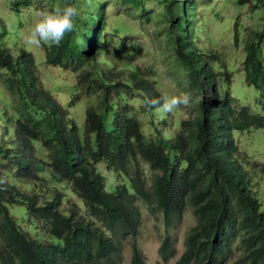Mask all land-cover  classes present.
Wrapping results in <instances>:
<instances>
[{"label":"trees","instance_id":"obj_1","mask_svg":"<svg viewBox=\"0 0 264 264\" xmlns=\"http://www.w3.org/2000/svg\"><path fill=\"white\" fill-rule=\"evenodd\" d=\"M161 1L168 23L166 32L175 42L178 60L202 96L196 116L183 119L181 130L172 139L145 141L139 121L123 106L113 113L109 128L104 114L89 108L83 140L65 109L42 88L33 55L22 50L15 58L0 44V66L11 73L8 81L32 106L44 111L41 117L18 119L14 143L17 151L0 143V155L13 158L19 177L37 179L45 168L33 143L40 140L51 152L53 176L69 181L95 216L87 218L73 207L64 211L61 192L42 201L39 194L22 191L0 178V264H122L127 238L133 239L130 264H147L134 241L142 214L137 198L154 203L162 211L165 233L158 254L163 264L177 255L178 238L170 231L179 225L188 203L196 222L185 235L179 264H264V202L234 156L237 148L232 137L235 129L264 127V113H250L246 107L235 110L232 95L220 91V74L187 32L196 20L193 4L189 5V0ZM252 2L255 8L264 6V0ZM97 19L104 21L101 7ZM84 21L83 29L75 27L59 46L49 47L47 63L75 68L96 59L100 51L97 35L102 26L91 28L92 15ZM75 34L79 39L74 38ZM263 35V30H253L246 42L244 70L246 81L262 90L264 101ZM140 82L147 98L159 96L145 87L142 79ZM137 158L156 170L149 186L136 166ZM101 161L115 171H124L133 192L125 184L109 191L105 175L96 167ZM131 162L132 172L128 168ZM6 202L26 203L30 216L44 224L48 236L61 243L30 236Z\"/></svg>","mask_w":264,"mask_h":264},{"label":"rangeland","instance_id":"obj_2","mask_svg":"<svg viewBox=\"0 0 264 264\" xmlns=\"http://www.w3.org/2000/svg\"><path fill=\"white\" fill-rule=\"evenodd\" d=\"M253 2L189 0L188 4H193L197 13L195 23L187 32L199 51L211 60L216 72L220 74V91L232 95L235 110L246 107L250 113L263 114V92L246 81L244 70L246 42L253 30L264 32V6L255 8ZM57 4H73L80 9L81 14L75 19V27L83 29L84 18L88 15H92L93 30L98 25L102 26L97 35L100 51L97 53L96 48L95 60L83 66L64 68L47 63L46 52L49 46L33 49L25 46L22 36L34 19L35 12L44 8L51 9ZM99 7L103 10L104 21L97 19ZM176 9L181 11L180 5ZM167 24L161 0H0V44L15 58L22 50L33 55L35 72L42 88L65 109L69 119L79 127L83 140L86 138V112L91 107L104 114L106 127L109 128L113 113L127 106L129 114L139 121L145 141L158 137L172 139L181 130L183 119L196 116L202 96L192 86L187 69L178 60L175 42L170 40L166 32ZM74 38L79 39V36L75 34ZM261 52L264 64V35ZM10 77L11 73L0 66V143L12 146L16 152V121L29 115L41 117L44 111L32 106L20 89L13 87L12 82L8 81ZM141 79L145 87L159 96L164 93L190 92L192 102L188 107H181L172 113L157 112L155 108L143 103L148 94L142 87ZM99 83H102L103 88H99ZM106 86H109L108 90ZM108 105H112V109ZM232 137L237 148L234 156L243 172L247 171L252 189L262 196L264 202V127L251 126L244 131L235 129ZM92 139H95V135ZM33 143L36 156L45 164L44 170L38 173V178L19 177L16 163L9 155H0V178L22 191L39 194L42 201L52 197L55 192H61V208L64 211L69 212V208L73 207L87 218H95L71 183L57 180L53 176L50 150L40 140ZM137 161L139 163L136 166L149 186L156 170L145 160L137 158ZM96 165L105 175L109 191L125 184L128 191L133 192L129 176L124 171H115L105 161ZM133 165L134 162H131L128 167L131 172ZM136 202L139 203L142 214L139 233L134 241L145 256L147 264H163L158 254V247L165 233L162 211L154 203L139 198ZM6 204L22 229L30 236L43 242L47 240L61 243L48 236L44 224L30 216L26 203ZM1 217L0 214V219ZM195 222V214L188 203L179 225L170 231L178 238V252L166 264H179L185 235ZM132 242V238L124 241L122 264H130ZM1 244L3 237L0 233ZM232 263L233 261L230 262Z\"/></svg>","mask_w":264,"mask_h":264},{"label":"clouds","instance_id":"obj_3","mask_svg":"<svg viewBox=\"0 0 264 264\" xmlns=\"http://www.w3.org/2000/svg\"><path fill=\"white\" fill-rule=\"evenodd\" d=\"M80 14V9L73 4L63 6L57 4L51 9L37 10L26 33L22 36L25 46L29 49L40 48L43 45L59 46L65 34L74 31L75 19ZM191 102L190 92L164 93L143 101L144 104L155 108L157 112L165 114L172 113L181 107L186 108Z\"/></svg>","mask_w":264,"mask_h":264}]
</instances>
